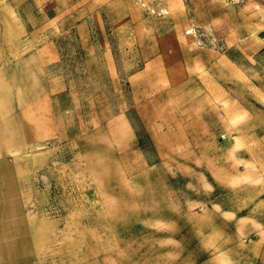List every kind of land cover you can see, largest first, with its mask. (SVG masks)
Returning a JSON list of instances; mask_svg holds the SVG:
<instances>
[{"label": "rangeland", "instance_id": "obj_1", "mask_svg": "<svg viewBox=\"0 0 264 264\" xmlns=\"http://www.w3.org/2000/svg\"><path fill=\"white\" fill-rule=\"evenodd\" d=\"M247 2L60 0L32 27L0 0V264H264V51L221 37Z\"/></svg>", "mask_w": 264, "mask_h": 264}, {"label": "crops", "instance_id": "obj_2", "mask_svg": "<svg viewBox=\"0 0 264 264\" xmlns=\"http://www.w3.org/2000/svg\"><path fill=\"white\" fill-rule=\"evenodd\" d=\"M21 12L28 24L37 26L40 21L52 19L59 13L60 0H21ZM254 3L257 2L254 0ZM254 3L233 6L236 16L225 20L226 30L221 37L224 43L231 42L243 55H256L264 51V5ZM260 6H262L260 8ZM242 14V15H241Z\"/></svg>", "mask_w": 264, "mask_h": 264}, {"label": "bare ground", "instance_id": "obj_3", "mask_svg": "<svg viewBox=\"0 0 264 264\" xmlns=\"http://www.w3.org/2000/svg\"><path fill=\"white\" fill-rule=\"evenodd\" d=\"M189 32L191 31H188L187 33ZM5 77H3L0 74V110L2 111L9 110L14 104L13 103V97H14L13 96V84L16 82V78L14 77L12 78L11 77L5 78ZM19 95H20V92H19ZM238 143H239L238 141L235 142L236 145H239ZM6 151L7 153L13 154L16 156H17L16 153L20 152L19 148L12 147L11 142H8V141L6 142ZM14 212H15L14 215L17 216V219L13 222V225L15 226V230L19 231L21 228V226H19L21 225V223H19L20 217H18L19 214H17V209H14Z\"/></svg>", "mask_w": 264, "mask_h": 264}, {"label": "built area", "instance_id": "obj_4", "mask_svg": "<svg viewBox=\"0 0 264 264\" xmlns=\"http://www.w3.org/2000/svg\"><path fill=\"white\" fill-rule=\"evenodd\" d=\"M233 4H243L249 0H229Z\"/></svg>", "mask_w": 264, "mask_h": 264}]
</instances>
